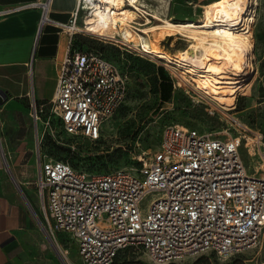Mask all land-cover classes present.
I'll use <instances>...</instances> for the list:
<instances>
[{
	"label": "built area",
	"instance_id": "2783aa9c",
	"mask_svg": "<svg viewBox=\"0 0 264 264\" xmlns=\"http://www.w3.org/2000/svg\"><path fill=\"white\" fill-rule=\"evenodd\" d=\"M50 2L24 6L41 8L43 26L55 23L48 17ZM100 4L78 0L64 26L72 34L86 31L79 20ZM12 10L0 9V17ZM126 96V78L114 61L70 50L58 74L52 112L70 134L96 140ZM45 109L31 97L36 124ZM226 120L223 132L166 125L159 147L133 170L87 171L45 153L36 185L50 229L77 242L83 264H112L121 250L133 246L143 247L157 264L205 251L229 256L255 246L264 232V133L233 114ZM50 123L49 118L43 125ZM37 140L41 155V136ZM242 145L259 160L252 172ZM59 253L64 258L65 250L59 247Z\"/></svg>",
	"mask_w": 264,
	"mask_h": 264
},
{
	"label": "rangeland",
	"instance_id": "374dc122",
	"mask_svg": "<svg viewBox=\"0 0 264 264\" xmlns=\"http://www.w3.org/2000/svg\"><path fill=\"white\" fill-rule=\"evenodd\" d=\"M210 1L212 0H172L169 12L174 19L189 17L198 20L203 16ZM255 1V16L251 30L252 68L248 75L250 78L239 91L236 102L224 108L225 110L209 103L211 101L209 97L197 93L191 87H181L176 74L167 65L141 52L139 48L120 44L87 30L77 33L73 43L76 50L92 51L117 64L126 78L127 96L119 109L102 124L101 135L96 140L70 134L59 117L52 112V104L48 103L42 118L45 121L50 118L51 123L42 126L41 151L54 158L68 161L78 169L109 172L116 169L139 168L159 147L161 132L168 124L198 126L223 132L229 124L226 120L227 115L233 114L243 123L264 133V0ZM136 15L137 20L142 23L147 22V17L152 23L161 21L153 14L150 16L136 12ZM83 17L84 15L80 19L81 25ZM154 41L170 50L185 48L189 44L185 36L172 30H166V34H161L160 38ZM186 80L191 82L189 76H186ZM169 85L170 97L166 100L162 92ZM34 131L35 127L32 125L31 140L28 143L31 146L33 169L36 172L37 140ZM230 132L233 135L237 133L234 129ZM0 143L2 145L1 134ZM241 150L245 166L252 172L259 160L257 157H251L244 145ZM33 193L32 206L41 220L42 232L48 236L50 232L48 233L45 228L46 215L35 184ZM57 237L64 245L67 243L69 256L75 264H83L77 242L61 233H57ZM56 252L60 255L59 249ZM112 264L157 263L143 247L133 246L121 250ZM164 264H264V232L255 246L240 253L220 256L205 251L197 255L176 258Z\"/></svg>",
	"mask_w": 264,
	"mask_h": 264
},
{
	"label": "crops",
	"instance_id": "0c3cea01",
	"mask_svg": "<svg viewBox=\"0 0 264 264\" xmlns=\"http://www.w3.org/2000/svg\"><path fill=\"white\" fill-rule=\"evenodd\" d=\"M35 1L41 0H0V9L13 8L0 17V264H67L56 244L68 253L69 248L57 233L71 238L52 231L47 221L45 230L50 233L45 236L32 206L33 184L37 189L39 160L45 153L39 154L37 140L44 119L36 124L30 100L34 96L45 108L52 104L61 65L68 52L76 50L77 33L64 24L70 22L78 0H51L48 17L55 23L43 26L41 8L24 6ZM32 125L36 172L28 143Z\"/></svg>",
	"mask_w": 264,
	"mask_h": 264
},
{
	"label": "bare ground",
	"instance_id": "6f19581e",
	"mask_svg": "<svg viewBox=\"0 0 264 264\" xmlns=\"http://www.w3.org/2000/svg\"><path fill=\"white\" fill-rule=\"evenodd\" d=\"M125 1L102 0L103 4L83 17V28L156 58L176 74L181 87L206 95L215 107L225 110L236 102L252 68L255 0H212L198 20L172 18L170 1L129 0L131 7ZM136 12L153 14L161 21L152 23L147 17L142 23ZM166 30L185 36L187 47L170 50L156 44L154 39ZM63 256L75 264L67 250Z\"/></svg>",
	"mask_w": 264,
	"mask_h": 264
},
{
	"label": "trees",
	"instance_id": "16d2710c",
	"mask_svg": "<svg viewBox=\"0 0 264 264\" xmlns=\"http://www.w3.org/2000/svg\"><path fill=\"white\" fill-rule=\"evenodd\" d=\"M170 89H171V85H169L168 88L165 87L164 92H162V96H164V99L166 100L170 97Z\"/></svg>",
	"mask_w": 264,
	"mask_h": 264
}]
</instances>
